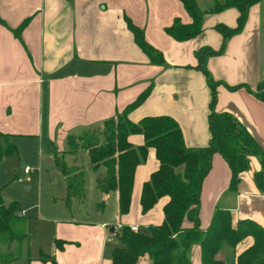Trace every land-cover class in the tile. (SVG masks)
Masks as SVG:
<instances>
[{
	"label": "crops",
	"instance_id": "obj_1",
	"mask_svg": "<svg viewBox=\"0 0 264 264\" xmlns=\"http://www.w3.org/2000/svg\"><path fill=\"white\" fill-rule=\"evenodd\" d=\"M196 1L204 12L203 31L180 42L166 32L176 20L193 21L180 0H0V133L10 135L18 149L4 159L0 169L16 156L25 167L52 165L62 159L68 167L83 170L80 159L88 162L86 173L83 170L84 201L68 205L71 216L47 220L41 207L33 216L29 212L37 206L23 208L29 238L16 255L17 243L0 244V264H113L112 251L121 246L118 234L123 226L145 231L163 224L168 197L145 214L141 206L143 187L160 168L154 148L137 167L131 209L121 216L119 193L106 194L98 186L107 169H93L84 150L70 153L69 138L102 128L149 90L147 99L129 114L131 121L169 116L179 124L187 147L208 146L212 91L206 75L197 68V52L203 48L219 51L224 38L217 27L235 28L239 11L212 12L215 0ZM25 21L28 24L17 37L14 30ZM129 21L161 51L165 64L151 62L138 46ZM207 69L218 83L215 110L232 114L264 151V103L250 91H257L264 80V0L249 8L243 30L227 40L222 54L208 58ZM229 86L240 87L231 90ZM129 142L139 148L145 138L135 134ZM261 168L259 158L250 157V169L241 175L237 191H232L231 169L220 154L214 155L201 190L203 231L217 209L231 212L234 227L252 220L264 228V190L255 180ZM88 172H94V178ZM62 176L66 200L67 183ZM94 199L102 212L98 220L82 218L73 208ZM33 223L42 224L35 243ZM253 244L252 237L243 240L236 256ZM190 256L192 264H202L199 245L193 246ZM229 256L232 259L226 251L217 257L229 261ZM138 264L153 261L146 256Z\"/></svg>",
	"mask_w": 264,
	"mask_h": 264
},
{
	"label": "trees",
	"instance_id": "obj_2",
	"mask_svg": "<svg viewBox=\"0 0 264 264\" xmlns=\"http://www.w3.org/2000/svg\"><path fill=\"white\" fill-rule=\"evenodd\" d=\"M192 23L184 24L176 20L166 32L175 40H191L203 31L204 12L196 0H180ZM263 0H225L223 4L215 0L212 12L229 8L239 11L235 28L218 26L224 42L219 51L203 48L197 52L201 70L207 77L212 91L209 115L211 138L208 146L190 148L185 145L183 133L177 121L169 116L146 117L133 122L129 114L140 106L149 96L143 93L116 117L105 121L102 128L70 137V153L78 150L88 152L93 169L104 166L107 174L98 180L102 192L119 193V213L121 216L130 212L137 167L146 162L150 148L156 150L160 168L153 173L144 185L141 198L142 212L145 214L155 207L164 197L169 201L164 207L165 219L162 225L152 226L137 232L129 226H123L118 234L121 246L112 251L113 264H138L148 256L153 264H192L193 246L201 247L202 264H264V228L252 220H242L233 226L231 212L217 209L206 231L200 227L201 190L205 178L213 166V157L220 154L232 172L230 188L237 191L241 175L250 169V157L255 156L261 162V171L255 175L257 185L264 190V151L249 131L230 113L215 110L218 99L216 83L208 69L207 60L220 55L226 49L227 40L243 30L249 8ZM0 22H3L0 18ZM28 21L14 30L19 37ZM138 46L150 58L153 64L163 65L165 59L161 51L151 46L145 39L143 30L128 22ZM238 87H230L235 90ZM256 98L264 103V80L258 84L257 91L250 90ZM141 134L145 144L133 147L129 137ZM0 164L5 158L18 152L11 136L0 133ZM61 173L66 177V203L83 202L85 199V173L79 168L68 167L62 159H57ZM22 207L18 203L7 205L0 189V244H18L15 253L21 252L24 242L29 238V220L21 215ZM252 237L254 244L244 253L236 256L237 246L246 238ZM228 252L229 261L218 259L220 253ZM14 255V256H15ZM9 256V255H8ZM6 257L9 259L11 256Z\"/></svg>",
	"mask_w": 264,
	"mask_h": 264
},
{
	"label": "rangeland",
	"instance_id": "obj_3",
	"mask_svg": "<svg viewBox=\"0 0 264 264\" xmlns=\"http://www.w3.org/2000/svg\"><path fill=\"white\" fill-rule=\"evenodd\" d=\"M220 2L222 3V0ZM0 139L3 141L2 138ZM67 165L69 166V163ZM80 165L86 173L88 162L85 163L80 159ZM30 167L33 169L32 172L25 175L26 167L21 164L18 156H16L8 160L5 169H0V189L5 203L7 205L18 203L22 210L37 206L36 209L29 212L30 216L36 215L39 212L38 208L41 207L40 212L45 220L54 218V216H71V207L68 206L64 198L66 195L64 178L58 165H48L44 162L42 166L31 165ZM87 174L94 178V172ZM18 176H20L19 179H16ZM73 208L78 209L77 212L82 218L90 216L91 220H98L102 217L96 199L86 200L84 205L74 204ZM41 223L46 224L47 222L42 221ZM42 224L33 223L31 228L32 243H35L36 239L39 238Z\"/></svg>",
	"mask_w": 264,
	"mask_h": 264
},
{
	"label": "built area",
	"instance_id": "obj_4",
	"mask_svg": "<svg viewBox=\"0 0 264 264\" xmlns=\"http://www.w3.org/2000/svg\"><path fill=\"white\" fill-rule=\"evenodd\" d=\"M32 168L30 167V166H27L26 168H25V173L27 174V175H29L31 172H32ZM132 229L134 230V231H138L139 229H138V227H132Z\"/></svg>",
	"mask_w": 264,
	"mask_h": 264
},
{
	"label": "water",
	"instance_id": "obj_5",
	"mask_svg": "<svg viewBox=\"0 0 264 264\" xmlns=\"http://www.w3.org/2000/svg\"><path fill=\"white\" fill-rule=\"evenodd\" d=\"M113 231V230H112Z\"/></svg>",
	"mask_w": 264,
	"mask_h": 264
}]
</instances>
